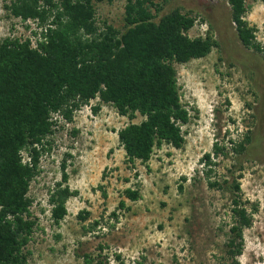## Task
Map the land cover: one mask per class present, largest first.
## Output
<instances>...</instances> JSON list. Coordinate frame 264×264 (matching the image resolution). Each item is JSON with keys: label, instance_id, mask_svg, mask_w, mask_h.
Instances as JSON below:
<instances>
[{"label": "rangeland", "instance_id": "1", "mask_svg": "<svg viewBox=\"0 0 264 264\" xmlns=\"http://www.w3.org/2000/svg\"><path fill=\"white\" fill-rule=\"evenodd\" d=\"M10 1L0 0V42L30 39L36 48L37 20L11 16ZM154 4L155 24L177 10L194 20L189 38L210 37L217 44L206 57L175 65L180 102L190 116L181 128L184 144L179 149L163 145L147 163L133 165L117 139L130 122L112 106L102 105L93 114L91 107L98 101L93 100L71 122L54 115V134L27 194L35 221L26 246L28 264H84V256L100 264H264V51L240 43L227 0ZM93 5L98 32L105 25L124 31L126 0H93ZM246 6L243 20L264 48V3L247 1ZM142 120L137 116L132 122ZM245 135L250 141L236 156L228 140L238 143ZM216 141L229 153L214 159L212 178L236 179L252 219L243 230L242 254L236 259L227 254L231 196L209 189L200 172V158L212 154ZM22 157L27 160L25 153ZM63 165L67 185L77 193L66 200L67 214L55 225L49 199ZM127 188L139 191L137 201L122 195ZM81 211L85 213L79 217Z\"/></svg>", "mask_w": 264, "mask_h": 264}, {"label": "trees", "instance_id": "2", "mask_svg": "<svg viewBox=\"0 0 264 264\" xmlns=\"http://www.w3.org/2000/svg\"><path fill=\"white\" fill-rule=\"evenodd\" d=\"M95 1L111 4L114 0ZM247 1L254 0H227L231 23L243 47L263 53L264 48L254 41V31L243 20L249 10ZM154 6V0H126L124 31L105 25L101 32L93 0H11L7 6L15 18L37 20L40 31L33 32L36 48L30 39L0 42V264H28L26 246L35 221L27 194L54 134V115L71 122L74 113L93 100H98L91 107L93 114L102 105L112 106L130 122L117 132V139L126 161L133 165L147 163L163 145L179 149L184 144L181 128L190 116L180 102L175 65L204 58L217 44L210 37L189 38L194 20L177 10L155 24ZM137 116L143 120L133 123ZM249 141L245 135L238 143H228L238 156ZM226 149L214 142L212 154H203L199 163L207 187L231 196L233 222L227 254L236 259L242 254L243 230L251 226L252 219L236 179L212 178L214 159L227 158ZM68 179L63 165L49 199L55 225L67 214L66 200L77 193L68 187ZM122 195L130 201L139 199L136 189L127 188ZM119 205L124 207V201ZM83 262L100 264L89 256Z\"/></svg>", "mask_w": 264, "mask_h": 264}]
</instances>
